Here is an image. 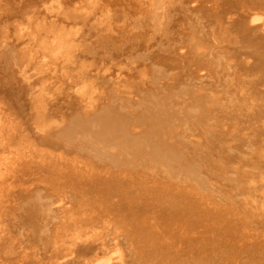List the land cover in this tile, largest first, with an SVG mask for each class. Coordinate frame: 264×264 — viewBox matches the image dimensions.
<instances>
[{
	"label": "bare ground",
	"instance_id": "6f19581e",
	"mask_svg": "<svg viewBox=\"0 0 264 264\" xmlns=\"http://www.w3.org/2000/svg\"><path fill=\"white\" fill-rule=\"evenodd\" d=\"M0 264H264V0H0Z\"/></svg>",
	"mask_w": 264,
	"mask_h": 264
}]
</instances>
